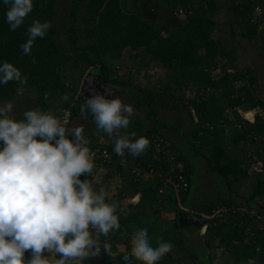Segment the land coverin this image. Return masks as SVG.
Returning a JSON list of instances; mask_svg holds the SVG:
<instances>
[{"label":"trees","instance_id":"obj_1","mask_svg":"<svg viewBox=\"0 0 264 264\" xmlns=\"http://www.w3.org/2000/svg\"><path fill=\"white\" fill-rule=\"evenodd\" d=\"M82 1L85 2V13L82 18L84 25H86L84 31L90 42L86 46L80 45L78 43L76 25L73 24L69 28L72 34L71 49L75 50L79 58L74 60V64H79L81 60V62L87 65V68L89 66L93 67V71L99 73L101 81L103 82L112 81L109 77L112 75L113 70L111 59L120 58L123 51L128 47L136 50V54L133 56L134 59H138L139 57L141 60H147L148 58L154 63L158 62L163 65L169 75L177 82V85L172 86L168 91L163 89L161 92L155 89L153 91L139 85L136 87L139 97L136 103L141 106L151 107L149 108V115L156 112V104H165V108L177 110L179 103L182 102L181 99H185V94H181L178 97L176 90L178 88H184V90L192 89L195 95L190 99H185V101L187 100L189 102L198 121L201 122V125L196 126L192 130L194 137L200 140L201 143L191 142L190 148L197 156L206 159L207 164L213 172L224 177L232 197L234 193L238 192L232 187L233 183L254 175L256 177V183L248 201H251L254 205H262L260 199L264 200V165L261 171L258 167L254 170V165L261 158L258 157L255 159L253 156L240 157L236 154H230L224 146V138H221L225 129L221 127L220 123L222 121L224 123L226 118L224 115L225 105L229 104L232 108H235L241 105V103H246L249 102L248 100H251V107L258 104L261 105L264 111V99L259 97L257 100H254L250 94L258 90V86H256L257 80L254 72L249 68H245L239 72L227 71V69L223 72L221 70L220 73L222 72V74L219 77L217 76L219 72L217 73L216 71L219 67L216 60L220 55L227 59L225 68L231 64L233 65L234 60L231 54L232 52L226 45L212 36L211 30L216 23L212 18V11L217 9L216 2L214 0H199V3L195 5L194 0H169L172 3L176 2L175 8L178 9L180 7L186 11L185 14L188 16V20L183 22L179 16L172 14L167 22L162 25V28H157L154 22L159 16V10L156 7L158 4L152 0H141L139 4L135 5L134 9L128 10L127 12L125 9L126 2L124 0H72L70 16L74 20L80 12V4ZM33 3V12L29 14L25 22L16 31L11 32L6 22L7 6L3 4V0H0V63L7 61L20 69L22 76L27 77V85L37 90L39 95L37 106L45 112L51 110V105L45 99L47 93L54 92L59 95L68 94L69 99L65 101L63 107L68 109V116L66 118L68 121L69 119L71 121L77 113L80 114L78 112L79 102L85 99V97H81L80 101H74L77 88L70 87L64 80L67 76L64 73L63 66L65 61L71 59V57H64L59 48L58 32L54 23V19L58 15V0H33ZM257 3L261 2L258 0H244L237 6V11L248 17L246 21L250 22L253 27H255V20L252 17V11ZM33 20H40L41 22L49 21L52 24V28L43 39L37 38L31 55L26 56L22 54L20 45L26 42V31ZM33 58L36 60L35 64L31 62ZM90 76H92L91 73ZM118 80L125 83L120 79L113 81L119 82ZM239 80L245 84H239ZM129 81L132 80L130 79ZM190 84H192V87ZM16 87V82H9L7 85L0 84V103L13 100ZM68 87L72 89V93L67 92ZM219 90L221 94H218ZM262 113L256 115L254 122L236 113L238 121L237 128L238 124H241L242 130L238 128L239 132L232 142L234 146L237 147L239 143L248 141L257 143L256 145L262 143V141H255L253 135L248 136L254 132V134L262 135L264 138V115ZM210 125L214 126L213 131L208 130ZM151 131L153 133L158 132L154 128ZM201 131L208 136L201 138ZM94 133L95 127L92 131L89 130L86 136L90 141L88 145L90 149L106 147L110 152L115 153L113 151V144L106 145L100 139H96ZM151 134L140 135L146 136L151 142L146 150L148 153L153 152V139H151ZM209 143L212 144L210 153L204 151V147ZM170 147H172V143ZM177 158L178 162L183 164L181 172L188 179V190L179 194L180 196H185L191 191L194 167L187 157L178 155ZM101 161V159L94 161V169L97 173L101 169L98 165L103 164L108 167L113 163L114 157L110 164H104ZM130 162L131 164L140 163L143 166L147 163L139 156L132 158ZM129 169L131 170L132 167ZM229 174L232 175V178L229 177ZM80 179H89L93 182V175L88 177L81 176ZM128 179L130 182L129 185L133 186L132 191L128 192L127 185H123L122 188L124 189L115 195L113 199L121 203L124 197L142 191L144 197L142 196L139 205L142 208L149 205L147 211L151 214L150 208L152 209V205H157L158 199L161 198L158 190L162 186V182L152 176L142 177L138 180H134L133 177H129ZM93 185L97 190L99 189L100 184L93 183ZM171 196L172 194L164 195L162 201L165 199L169 200ZM232 197L230 199H233ZM234 200L222 199L220 204L230 205L234 203ZM215 204H218V202H214L209 206L212 207ZM262 206L264 209V204ZM156 209L159 210V207ZM158 210L151 211L156 213ZM242 218L244 220V228L253 222V219L247 214ZM119 222L121 225L119 230L108 237H99L102 246L104 242H107L109 245L111 244L115 247L117 245L116 243L124 239L122 233L129 225V218L124 219L119 215ZM225 222L218 224V227ZM241 228L239 226V229ZM239 237L243 239L244 235H239ZM242 245H244V249L246 250L252 251L253 248L255 250L254 244ZM113 254L119 257L116 253ZM30 258L31 251L25 252V261ZM103 260H107V263L117 262L119 264L111 255L109 259L104 255ZM83 264L98 263L95 261V257H90Z\"/></svg>","mask_w":264,"mask_h":264},{"label":"clouds","instance_id":"obj_2","mask_svg":"<svg viewBox=\"0 0 264 264\" xmlns=\"http://www.w3.org/2000/svg\"><path fill=\"white\" fill-rule=\"evenodd\" d=\"M3 4L11 32L34 10L33 0H3ZM51 28L49 21L33 20L26 42L20 45L22 54L31 55L37 38L43 39ZM31 62L35 64V58ZM9 82H16L20 87L15 93L22 94L27 77L4 61L0 84ZM61 99L67 101L68 94ZM13 109L11 101L0 105V264H83L99 256V237L120 229V202L109 199L105 187L97 190L89 179H80L92 175L95 167V153L84 129L67 127V120L39 106L24 111L25 119L18 122ZM88 113L98 131L114 137L117 156L128 152L138 157L148 149L151 142L146 136L137 138L135 132H127L134 108L121 98L95 94L80 107L81 118L87 119ZM130 245V254L122 257L121 264H132L133 258L139 264H158L173 248L170 241H157L153 247L147 228L133 231ZM103 248L115 259L107 242ZM28 251L31 258L25 261ZM45 251L51 255L45 256Z\"/></svg>","mask_w":264,"mask_h":264},{"label":"crops","instance_id":"obj_3","mask_svg":"<svg viewBox=\"0 0 264 264\" xmlns=\"http://www.w3.org/2000/svg\"><path fill=\"white\" fill-rule=\"evenodd\" d=\"M194 1L197 3L199 2V0ZM214 1L217 4V9L212 11V18L216 22L215 26H218V28L222 30V27L226 25L225 29L227 35L231 34L234 37V39L231 40V44L228 48L232 52L231 54L234 60L233 64H239L242 66V69L249 68L254 72L257 80L256 86H258L257 89L260 90V92L257 93L258 97L264 99V57L258 56V53L260 52L256 47H258L259 43L254 41L255 37H261V31L256 25L253 27L250 22L246 21V18L248 17L237 11V6L244 0H231V5H228V3H230L228 0ZM258 1L264 5V0ZM180 9L182 12L178 13L177 16H179L183 22H186L188 20V16L185 14L186 11L183 8ZM234 13H236L237 16L239 14L241 19L234 18ZM238 36H243L245 38V42H242V44L244 45L245 50L248 48V51H244L247 52V54L243 53L242 55V53L238 51L239 48L236 45L237 43H235ZM247 40H249L251 44H254L252 48L249 47L250 44ZM246 56L248 60L244 61ZM218 66H220V70L217 71L220 72L221 65L218 64ZM239 84L245 83L240 82ZM225 106L224 115L226 118L228 117V119L225 118L224 123L223 121L220 123L221 127L225 129L223 136H221V138L223 137L225 141L224 146L227 148L230 154H236L240 157L253 156L261 158V160L254 165V170L257 168V166L262 168V165H264V149H262V143L256 145L257 143L248 141L245 143H240L241 148H239V145L236 147L232 143L233 139L239 132V129L237 128L238 121L236 113L241 114L243 117L248 116L250 118L253 117L256 119L257 114L263 112L262 114L264 115L261 105L257 104L256 106L251 107V105L245 104L243 102L241 105L235 108H232L229 104ZM157 124L158 125L153 128L158 130V132L163 133L170 143H172V149L175 151V153L181 157H186L184 152H187V149L182 141L183 138L180 140L179 133L177 132L178 135L175 134V127L173 126L174 128L172 127L171 130L173 131L174 129L175 132H173L176 135L177 140L169 137L164 132V130H169L167 127H171L170 125L167 126V123L161 121H158ZM151 130L152 129L143 132V135H149L153 133ZM208 132L210 133V131ZM96 133L99 135L96 136V139H100V141H103V143L106 144L104 140L105 137L101 134V132ZM205 136L208 135L204 134L203 138H205ZM111 139V141L107 142L109 144L106 145L113 144L114 146V137ZM229 146H233V149H230ZM139 157H142L145 162H149L154 159V152H145ZM132 158L135 157L130 155L128 152L125 153L124 157H119L114 153V161L111 165L108 167L104 166L103 164L98 165L99 168H101L98 173L95 171V169H93V174L94 172L98 174L96 178L97 181H101L99 188L105 187L110 193L109 199H113L115 195L121 192L124 189L122 188L123 185H127L126 187H128V192L132 191L133 186L129 185L130 182L128 179L129 177H133L132 174H130L131 170L129 169L134 166V164H131L130 162ZM125 170H128V172ZM133 179L138 180L139 178L133 177ZM237 194L238 197L236 198L230 195L228 198L222 197L219 201H213V203L218 202V204H215V206L212 207L209 206L210 204H208L206 205L207 207H204L202 210H197L194 207L187 205V195H172L169 200L165 199L163 201L161 196V198L158 199V204L155 206L152 205V209L150 208L151 214H149L147 211L149 205L143 208L139 205L142 196L144 197L142 191L124 197L121 200L118 213L124 219L129 218V225L127 229L123 230L122 237L124 239L116 243L117 245L115 247L110 244V251L116 253L119 256H115V259L119 262V264H121L122 257L124 255L130 254V237L133 231L139 228H147L149 238L153 236V238L150 240L153 247L158 246L157 241H170L173 245L172 251L166 254L158 262V264H257L259 260V254L254 250V248L252 251H250L244 249V245H242H247L249 243H247L244 238L241 239L239 237V235L243 236L244 234L243 230L239 229V224L237 225L239 219L237 215L230 216L227 218L226 222L219 227L213 225L214 219L211 218V215L213 210H215L217 207L225 206L230 208L231 206H234L239 208L252 204L250 201H248L252 193L250 196L244 195V197L240 192H237ZM230 197L233 199H230ZM222 199L235 200L234 203L226 205L220 204ZM157 207H159V210L156 209ZM151 210L158 211L155 213ZM115 232H112L111 234ZM123 244L124 246H122ZM49 254L51 255V253ZM104 255L107 256L108 259L110 258L109 253L101 245L100 255L95 257L98 264H103V262L107 261L103 260ZM132 264H139V262L133 258Z\"/></svg>","mask_w":264,"mask_h":264},{"label":"rangeland","instance_id":"obj_4","mask_svg":"<svg viewBox=\"0 0 264 264\" xmlns=\"http://www.w3.org/2000/svg\"><path fill=\"white\" fill-rule=\"evenodd\" d=\"M124 1L126 2L125 9L127 12L128 10L134 9L135 5L139 4L141 0H136L137 2H134V0ZM152 1L158 4L156 7L159 10V16L158 19H156L154 22V25L157 28H162V25L167 22L166 20L172 14L176 13L177 15L178 13L182 12L180 8H175L176 2L172 3L169 0V2L167 0ZM228 1L230 2L228 3V5H231V0ZM194 3L195 5H197L199 2L197 3L196 1H194ZM80 6V12L78 13L77 18L74 20L70 16L72 10V0H58V15L54 19V23L58 32L57 38L59 42V48L61 49L64 57H71V59L69 60H64L65 64L63 68L64 73L67 76L64 80L70 87L74 89L77 88L75 92L74 101H80L81 97H85V99H82V101L79 102L80 104L77 103L80 105L78 112H80L81 105L87 102V99L91 98L95 94H102L105 96L106 99H114L116 97H119L123 100L124 103L131 104L133 106L134 115L131 117V123L129 125V128L127 129V132L129 134L135 132L137 138L142 135L143 132L149 131L153 127L155 128L156 125H158V121L167 123V126L170 125L171 127H167L169 130H164L165 134L175 140L176 135H178L177 132L179 133V138L180 140L183 138L182 141L187 149V152H184V154L188 158V160H190L191 164L195 169L191 191L187 195V205H190V207H194L197 210H202L204 207H207L206 205L212 204L213 201H219L222 197L228 198L231 193L224 177L216 172H213L207 164L206 159L204 157L197 156L194 151L190 148L191 142H196L197 144L201 142L200 140H197V138L194 137L192 133V130L196 126L201 125V122L198 121L195 112L194 110H192L193 108H191L189 102L187 100L185 101V99H190L195 95V92L192 91V89L184 90V88H178L176 90L178 97L181 94H185V99H181L182 102L179 103V107L177 108V110H173L172 108H165V104H156V112L149 115V108L151 107L141 106L136 103V100L139 98L136 87L140 85L144 88H148L153 91L159 90L161 92V90L163 89H166L168 91L170 88H172V86H176L177 82H175L174 78L169 75V73L166 71V68L158 62L154 63L148 58V61L146 59L141 60L139 57L138 59H134L133 56L136 54V50H132L129 47L123 51L122 56L120 58L111 59V66H113V70L111 69L112 75H110L109 77L110 79H112V81H87L90 76V73H94L95 78H97V75L99 76V73L94 72L93 67L91 66L87 68V65L84 64V62H81V60L79 61V64H74V60H77L78 54L75 52V50L71 49L72 34L69 31V28L73 24H75L77 28L78 43L82 46H86L87 43L90 42L89 39L86 37V33L84 31L86 25H84V20L82 19L85 13V2L82 1ZM234 18L241 19V16L239 14L237 16V14L234 13ZM225 26L222 27V30L219 29L218 26H214L212 27L211 32L213 38L219 40L222 44H225L226 47L229 48L231 44L230 42L234 39V37L231 34L227 35ZM257 27L261 31V37H255L254 41H257L259 43L258 47H256L260 52L258 53V56L264 57V26L257 24ZM247 41L250 44L249 47L252 48L254 44H251L249 40ZM242 42H245V38L243 36H238L237 41L235 43H237L236 45L239 48L238 51L243 55V53L247 54V52L244 51H248V48L245 50V47ZM226 60L227 59L224 56H219L216 60L217 63L221 65V70H223V72L226 69L227 71L238 72L240 70L242 71L245 69H242V66L236 63H234L233 65L231 64L228 68H225L224 66ZM245 60H248L247 56L244 58V61ZM218 67L220 68V66ZM221 74L222 72H219L217 76L219 77ZM117 79L123 80L125 83H122L119 80V82L113 81ZM130 79L132 81H129ZM190 86L192 87V84H190ZM17 87L20 86L17 84ZM23 89L24 90L22 94L15 93L14 99L11 100L14 105L12 115L14 119H16L18 122L25 119V117L23 116L24 111L37 107V100L39 97L37 90L33 87H30L26 84L23 86ZM67 92L72 93L73 91L71 88L68 87ZM259 92L260 90H255L253 91V94L250 93L254 100H257L259 98L257 95V93ZM218 94H221L220 90L218 91ZM62 96L63 95L55 94L54 92H49L45 95L46 102L51 105V111L56 115L60 116L62 120H67V125L70 124L69 127H82L84 129L83 134L85 137L88 135L89 130L92 131V129H94L95 127V137L99 136L96 132H101V134L105 137L104 140L106 144H109L107 142L111 141V138L113 137H109L102 130H97L96 125L93 122V117L91 113L87 114V119L81 118L80 114L77 113L73 120L70 121L69 119L68 121V119L66 118L68 116V109L63 107L65 101H62ZM248 101L249 102H246L245 104L250 105L251 100ZM3 103L5 102L0 103V105H2ZM172 127L176 129V135L174 134V129V132L171 130ZM121 131L123 133V130ZM137 131H139L140 133ZM211 146L212 144L206 145L204 147V151L210 153ZM2 147L3 142L0 141V148L2 149ZM232 147L233 146H229L230 149H233ZM239 148H241L240 143ZM254 158L256 159L258 157ZM125 171L128 172V170ZM97 175L98 174L94 172L93 183L100 184L101 181L98 182L96 179ZM229 177L232 178V175L229 174ZM255 183L256 177L252 175L248 176L247 178H243L240 181L234 182L232 187L241 194H243V197L244 195L250 196ZM233 197H238V194L234 193ZM152 238L153 236H151L149 239L151 240ZM122 246H124V244ZM44 255L50 256L48 255L47 251L44 252ZM57 258H59V256H57Z\"/></svg>","mask_w":264,"mask_h":264},{"label":"built area","instance_id":"obj_5","mask_svg":"<svg viewBox=\"0 0 264 264\" xmlns=\"http://www.w3.org/2000/svg\"><path fill=\"white\" fill-rule=\"evenodd\" d=\"M253 19L255 20V25L264 26V6L262 3H257L253 8ZM264 29V27H263ZM240 80L238 81V83ZM251 122L255 119H251L248 116H244ZM238 128L242 130V125L238 124ZM206 130V129H205ZM208 130L213 131L214 126L210 125ZM201 136H204V132L201 131ZM254 136L255 141H262V149H264V138L262 135L254 134L248 136ZM151 139H153V152L154 159L147 162L144 166L140 163L134 164L131 169L133 177L142 178L144 176H152L162 182V186L159 187V194L163 197L167 194L179 195L181 192L187 191L189 188L188 179L181 171L183 169V164L178 162V154L170 147V141L160 132L152 133ZM92 152L95 153L94 161L101 159V163L110 164L112 162L114 153L110 152L106 147H95L91 148ZM258 167V166H257ZM260 171L263 169L258 167ZM179 170V171H178ZM260 203L263 205L264 200L260 199ZM262 205L243 206L236 208L234 206L225 207L219 206L211 215L214 219L213 225L218 226V224L225 222L230 216H238V223L243 230L244 239L249 244H254L255 251L259 254V260L257 264H264V209ZM248 215L253 219L246 228L243 227L244 220L243 216ZM242 218V219H241Z\"/></svg>","mask_w":264,"mask_h":264},{"label":"water","instance_id":"obj_6","mask_svg":"<svg viewBox=\"0 0 264 264\" xmlns=\"http://www.w3.org/2000/svg\"><path fill=\"white\" fill-rule=\"evenodd\" d=\"M91 75L92 76H90V78H88L87 81H90V80L92 81L93 80V81H97L98 82V81L101 80L100 76L97 75V78H95L94 77V73H91ZM95 76H96V74H95Z\"/></svg>","mask_w":264,"mask_h":264}]
</instances>
